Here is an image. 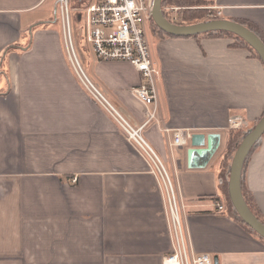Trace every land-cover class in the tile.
Returning a JSON list of instances; mask_svg holds the SVG:
<instances>
[{
  "label": "crops",
  "instance_id": "1",
  "mask_svg": "<svg viewBox=\"0 0 264 264\" xmlns=\"http://www.w3.org/2000/svg\"><path fill=\"white\" fill-rule=\"evenodd\" d=\"M208 1L264 41V0ZM153 35L157 109L143 134L170 168L188 245L218 264H264V241L224 212L217 177L228 120L248 130L264 114V65L230 38ZM78 51L107 99L142 124L150 108L131 92L139 72ZM175 130L221 135L204 169L187 167L190 141L169 146ZM241 183L264 217V133ZM173 245L160 181L78 80L57 0H0V264H164Z\"/></svg>",
  "mask_w": 264,
  "mask_h": 264
},
{
  "label": "built area",
  "instance_id": "2",
  "mask_svg": "<svg viewBox=\"0 0 264 264\" xmlns=\"http://www.w3.org/2000/svg\"><path fill=\"white\" fill-rule=\"evenodd\" d=\"M153 0H89L82 7L78 20L83 25L85 40L91 47L92 55L99 61H123L131 64L141 75L139 86L132 88V94L150 109L140 125L132 124L98 88L81 67L71 37L69 0H57V15L62 27L69 59L78 80L87 94L100 104L121 129L126 139L145 158L150 172L156 175L164 192L173 238V252L164 259V264H213L209 254H197L188 245L180 219L179 196L169 177L162 159L148 143L143 129L156 117L158 70L152 60L148 40ZM176 9L175 7L173 10ZM219 17L221 12L211 7ZM151 32V31H150ZM229 129H247L248 122L242 118H230ZM191 133L175 130L169 146L186 148ZM75 181V180H74ZM218 211H224L221 203Z\"/></svg>",
  "mask_w": 264,
  "mask_h": 264
},
{
  "label": "water",
  "instance_id": "3",
  "mask_svg": "<svg viewBox=\"0 0 264 264\" xmlns=\"http://www.w3.org/2000/svg\"><path fill=\"white\" fill-rule=\"evenodd\" d=\"M56 9L54 10L55 15ZM151 16L156 26L166 32L179 37L195 35L210 30L229 31L245 40L258 54L264 65V43L251 30L242 24L224 19L200 22L191 25H176L166 20L161 10V0H153ZM264 133V115L254 129L245 136L238 145L230 164L228 194L232 206L238 216L253 230L264 237V224L251 212L244 202L240 187V173L243 160L250 147ZM221 135L216 132L208 134H194L190 137V147L186 150L187 167L189 169H204L217 153L220 147ZM213 264H218V258L213 257Z\"/></svg>",
  "mask_w": 264,
  "mask_h": 264
},
{
  "label": "trees",
  "instance_id": "4",
  "mask_svg": "<svg viewBox=\"0 0 264 264\" xmlns=\"http://www.w3.org/2000/svg\"><path fill=\"white\" fill-rule=\"evenodd\" d=\"M77 1H79L78 2L79 6H82V7L86 6L89 2V0H77ZM165 4H168L169 6H176V7L186 6V7H190V8H184L182 10L179 9L176 12H174V16L171 17L169 14H166L164 11ZM205 5L210 6L208 0H161V10L163 12L164 17L170 23H173L176 25H191V24H195V23L209 22V21L219 19L216 16V12L214 10L207 11V10H204L202 8H199L200 6H205ZM191 6H194V8H192ZM150 21H151V23H154V25H156L152 16H151ZM242 25L244 27H246L247 29L251 30L254 34H256L248 24L242 23ZM159 34L162 35V37H164V36L165 37H179V36H175L172 34H167L166 32H164L160 29H159ZM184 37H195L197 39L203 38V37H226V38H230V39H232V43L230 44V46L244 47L250 51L252 56H256L260 59V57L258 56L256 51L245 40H243L239 36H236V34L229 32V31L210 30L207 32H203V33H199V34H195V35L184 36ZM259 39L264 43V41L260 37H259ZM260 119L255 124H253L248 130L247 129L230 130V133L228 134V137L226 140L225 149L223 150V152L221 153V155L217 161L218 169H219L218 173H217V177H218L219 187H223L225 189V191L227 192V194H226L227 197L225 199L226 208H225L224 212H226L232 218H234L236 221H238L239 224L245 230H247L248 232L252 233L257 238L264 241L263 236H261L255 230H253L249 225H247L238 216L237 212L235 211L234 207L231 204L229 194H228L229 169H230L232 157H233L238 145L240 144V142L245 138V136L247 134H249L254 129L255 125L260 121ZM256 142L250 147L248 153L252 150V148L254 147ZM239 187H240L242 198H243L244 202L246 203V205L248 206V208L264 224V217L259 212V210L256 207V205H255L252 197L250 196V194H248L244 190V187L241 183V173H240Z\"/></svg>",
  "mask_w": 264,
  "mask_h": 264
},
{
  "label": "rangeland",
  "instance_id": "5",
  "mask_svg": "<svg viewBox=\"0 0 264 264\" xmlns=\"http://www.w3.org/2000/svg\"><path fill=\"white\" fill-rule=\"evenodd\" d=\"M153 3V2H152ZM202 5V4H201ZM176 8L173 10V8ZM192 8H194V6H191ZM184 8H190V7H186V6H180V7H176V6H169L168 4H165L164 6V11L166 14H169L171 17L174 16V12H176L179 9H184ZM199 8H202L204 10L207 11H211L213 9H211V6L205 5V6H200ZM82 12V6H79V3L77 2V0H69V14H70V28H71V37L73 39V45H74V50L76 52L77 58L79 60V63L81 65V67L83 68V70L87 73L82 59L80 57V53L78 51V49H81L83 51V48L85 51L92 53L91 51V47L89 46V44L86 42L85 40V35H84V30H83V25L81 23V21L78 20V16L79 14ZM149 29L150 31L148 32V40H149V44H150V51L151 53L153 52V48H154V44H155V37L152 33H159V29L156 27V25H154V23H149ZM188 38V37H186ZM165 169L169 175V177L171 178V172H170V168L168 166V164H164Z\"/></svg>",
  "mask_w": 264,
  "mask_h": 264
}]
</instances>
